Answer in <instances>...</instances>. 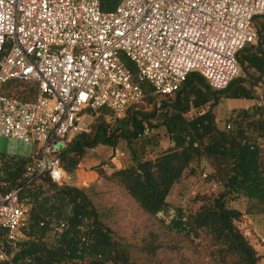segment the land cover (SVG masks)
<instances>
[{"label":"built area","instance_id":"2783aa9c","mask_svg":"<svg viewBox=\"0 0 264 264\" xmlns=\"http://www.w3.org/2000/svg\"><path fill=\"white\" fill-rule=\"evenodd\" d=\"M101 3L0 0V86L36 85L33 100L0 93V135L36 146L26 174L70 181L58 151L95 117H124L146 96L144 83L151 94L170 97L194 71L214 90L227 87L239 73L236 53L257 38L254 17H264V0H119L109 10ZM253 88L254 105L264 109V83ZM190 105L188 116L209 109V103ZM255 146L263 147L264 137ZM208 182L211 190L221 187L219 180ZM28 217L16 190L0 196V229L8 240L22 235ZM238 224L251 233L243 219Z\"/></svg>","mask_w":264,"mask_h":264},{"label":"trees","instance_id":"16d2710c","mask_svg":"<svg viewBox=\"0 0 264 264\" xmlns=\"http://www.w3.org/2000/svg\"><path fill=\"white\" fill-rule=\"evenodd\" d=\"M104 3L102 0V9H107ZM253 23L256 44L236 53L239 73L227 87L214 90L193 71L170 101L159 103L151 112L141 109L142 100L130 105L124 117L109 121L95 117L87 131L75 134L57 153L70 181L57 184L46 173L26 174L32 156L0 155V196L16 190L18 199L29 206L28 224L20 237L8 240L0 229V252L4 255L0 264H139L104 222L108 210L101 211L93 204L77 176L88 149L97 144L114 149L123 141L131 163L119 168L109 165L108 177L142 212L157 216L172 209L169 228L191 239L207 237L205 248L213 264H262V256L250 241L252 230L245 235L238 223L242 214L264 215V155L254 142L264 137V109L232 112L220 126L212 111L223 97L254 98L253 87L264 83V17L255 16ZM256 45L259 53L252 52ZM9 82L12 84L4 94L30 100L33 86L26 89L20 84L26 81ZM146 89L147 96L151 92ZM207 103L209 109L187 115L190 104L200 108ZM156 117L159 122L152 123ZM161 126L168 139L165 147L159 144L158 130L152 131V127ZM201 158L225 166L222 177L217 176L219 166L215 175L209 173L208 177L221 181L220 189L195 193L190 199L194 207H170L167 197L172 187L185 175L194 174L191 164ZM105 163L101 161L92 169L101 172ZM239 198L246 200L244 211L233 205ZM145 248L155 251L152 245Z\"/></svg>","mask_w":264,"mask_h":264},{"label":"rangeland","instance_id":"374dc122","mask_svg":"<svg viewBox=\"0 0 264 264\" xmlns=\"http://www.w3.org/2000/svg\"><path fill=\"white\" fill-rule=\"evenodd\" d=\"M119 0H103L106 4L104 10L112 9ZM125 63L132 68V63L124 58ZM12 82L4 83L0 86V93L8 89ZM26 89L33 86L30 90L29 99L33 100L36 95L35 83L23 82L20 83ZM145 88L149 86L144 83ZM170 97H160L153 94H148L143 99L140 105L141 109L146 112H151L161 102L170 101ZM249 100L240 98L222 100L216 106V112L221 121L226 117L227 112L233 106L239 104H248ZM105 110V109H104ZM84 119L91 121L90 115L85 114ZM93 121V120H92ZM159 122V117L152 120V123ZM156 130L163 134V127H152V131ZM161 134V135H162ZM256 141V138L254 142ZM109 146L97 144L94 147L95 156L99 161L106 162L105 168L101 172L87 171L84 174L82 187L87 195L92 200L93 204L101 211L108 210V214L103 218L104 222L110 227L115 237L119 239L130 251L134 260L139 264H213L208 253L209 249L205 248L208 245V238L200 235L198 239H191L175 230L169 228V215L172 209H168L167 213L157 216H150L140 210L137 204L128 196V194L112 179L108 177L109 165L112 158ZM128 150L123 141L121 145L114 148V154H118L119 150ZM264 155V146L261 148ZM36 146L33 143H27L19 138L0 135V155L15 156L16 158H29L35 155ZM199 164V162H198ZM223 163L215 165L219 166L220 173L217 175L222 177L221 166ZM213 165V164H212ZM196 173H189L182 178L180 182L175 184L168 197L167 201L170 207L176 205H188L190 207L196 204L190 203L191 197L197 192H210L208 178H202L203 172L210 173L212 171L208 165L201 168L196 165ZM214 167V165H213ZM210 175V176H211ZM216 192V191H215ZM254 235L250 236V241L253 245L259 243V239ZM152 245L155 251L147 252L145 246Z\"/></svg>","mask_w":264,"mask_h":264},{"label":"crops","instance_id":"0c3cea01","mask_svg":"<svg viewBox=\"0 0 264 264\" xmlns=\"http://www.w3.org/2000/svg\"><path fill=\"white\" fill-rule=\"evenodd\" d=\"M256 41H254V44H256ZM259 45H256L254 48H252V52H256L259 53L261 50L258 47ZM259 49V50H258ZM173 96V95H172ZM235 97H223L220 98L218 103L222 100H228V99H234ZM240 99H244V100H249L248 104H239L236 106H233L229 109V111L226 114L227 118L232 112L238 111V110H242V109H249V108H253L256 107L254 105V101H255V97L254 98H240ZM218 103L216 104V106L218 105ZM216 106H214L212 108L213 113L215 114V121L217 123V125H221V123L219 121H221V118H219V116L217 115L216 112ZM257 108V107H256ZM258 109H262V108H258ZM222 119V124L224 119ZM159 132V131H158ZM160 133V139H159V144L162 147H165L168 145V139L164 136V131L163 134ZM122 142H120L119 144L121 145ZM118 144V145H119ZM111 155L114 153V149H112L111 147L109 148ZM119 152H123V156L117 157V158H111L110 165L114 166V167H121V166H125L131 163V158H130V154L128 150L122 149L119 150ZM118 152V153H119ZM101 161L98 160V158L95 156V150L94 148L88 149L83 158L80 161L79 164V168L77 170V176L79 178V184H81L84 180V174L88 171H93L92 166L99 163ZM196 165L201 166V168L205 167L207 168V166L209 165L211 168L212 173L215 175L216 169L215 166L213 167V165L211 164V162H209L208 159H204L201 158L199 161V164L197 161H194L191 164V167L195 169V173H196ZM233 205L238 208L241 211H244L246 209V200L244 198H239L237 201H234ZM242 219L248 224V227L252 230V236H256L260 241L259 243L254 247L257 250V252L262 256L261 257V263L264 264V215L262 214H242ZM257 239V240H258Z\"/></svg>","mask_w":264,"mask_h":264}]
</instances>
